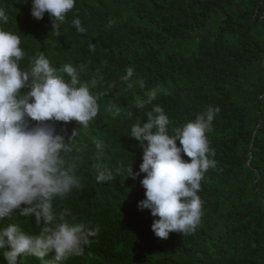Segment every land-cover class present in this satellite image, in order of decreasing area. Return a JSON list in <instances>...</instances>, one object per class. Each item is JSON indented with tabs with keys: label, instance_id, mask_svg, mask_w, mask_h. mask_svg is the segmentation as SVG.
I'll return each mask as SVG.
<instances>
[{
	"label": "trees",
	"instance_id": "trees-1",
	"mask_svg": "<svg viewBox=\"0 0 264 264\" xmlns=\"http://www.w3.org/2000/svg\"><path fill=\"white\" fill-rule=\"evenodd\" d=\"M0 7L9 15V25L0 28L22 37L27 68L31 57L43 53L57 69L83 64L81 82L97 80L91 91L99 111L88 127L55 125L64 134L78 128L65 159L77 162L81 187L54 208L69 209L70 221L99 226L81 258L63 264H264V0H76L65 20L78 16L85 33L63 31L64 24L53 31L44 21L51 22L47 13L30 25L31 0H0ZM24 57L19 63L27 69ZM128 67L134 74L124 82ZM153 88L160 90L153 103L169 116L170 133L208 106L220 108L206 133L216 165L201 181L200 223L194 233L173 232L167 239L152 231L158 217L138 207L146 198L140 183L146 174L132 179L126 173L131 164L139 172L143 162L130 133L137 118L147 122L151 105H136ZM110 103L120 108L118 115L108 111ZM83 135L92 147H82ZM96 166L112 170L114 178L97 182ZM8 223L30 234L40 231L34 216L17 213L0 227ZM32 258L24 255L18 264H37ZM0 264H6L2 255Z\"/></svg>",
	"mask_w": 264,
	"mask_h": 264
},
{
	"label": "clouds",
	"instance_id": "clouds-1",
	"mask_svg": "<svg viewBox=\"0 0 264 264\" xmlns=\"http://www.w3.org/2000/svg\"><path fill=\"white\" fill-rule=\"evenodd\" d=\"M75 2L31 0L33 19L29 24L35 26V19L44 20L47 13L51 22L44 21L52 24L53 31L64 24L63 31L70 32L75 27L79 33H85L87 29L78 16L72 22L65 20ZM2 25H9V15L0 7ZM22 42L18 33L0 28V221L17 213L23 217L34 216L40 231L30 234L18 223L0 227V255L6 264L23 263L18 258L24 255L33 256L37 264H63L68 259L81 258L85 247L98 235L99 226L70 221L69 209L54 208L57 199L63 200L73 188L81 187L74 174L77 162L69 163L65 159L73 151L78 128L64 134L61 130L57 132L55 125L75 121L79 126L88 127L99 111L98 97L91 91L97 80L81 82L83 64L79 69L70 63L57 69L50 66L43 53L31 57L27 68V57L20 47ZM88 47L90 52H95V45ZM23 57L27 69L20 67ZM133 74V67H128L120 79L127 82ZM137 83L144 88L143 81ZM127 86L131 88L132 84ZM158 91L157 88L148 91L146 99L136 105L139 109L151 105V110L145 113L146 123L137 118L131 126L130 137L139 141L143 162L139 172L134 173L131 164L126 173L132 179L146 174L140 181L146 198L138 207L149 209L153 217H158L153 221L152 231L156 237L167 239L173 232L194 233L200 223L201 181L208 169L216 165L211 158L215 151L210 148L206 133L220 108L210 105L195 120L170 133L169 116L163 107L153 103ZM108 111L118 115L120 108L110 103ZM49 121L56 123L49 124ZM80 139H84L79 140L83 148L92 147L90 138L83 135ZM177 141L181 146H177ZM94 143L103 151L102 141ZM182 154L190 160H185ZM248 156L251 159L252 154ZM96 167L97 182L114 178L112 170ZM120 171L117 169V174Z\"/></svg>",
	"mask_w": 264,
	"mask_h": 264
}]
</instances>
